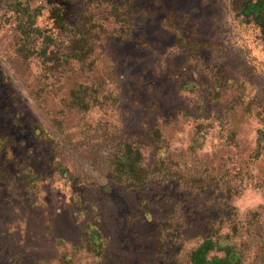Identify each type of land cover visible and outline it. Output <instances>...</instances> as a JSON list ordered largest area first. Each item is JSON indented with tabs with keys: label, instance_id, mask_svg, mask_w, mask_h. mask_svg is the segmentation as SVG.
<instances>
[{
	"label": "rangeland",
	"instance_id": "374dc122",
	"mask_svg": "<svg viewBox=\"0 0 264 264\" xmlns=\"http://www.w3.org/2000/svg\"><path fill=\"white\" fill-rule=\"evenodd\" d=\"M243 1L0 0V264H264Z\"/></svg>",
	"mask_w": 264,
	"mask_h": 264
},
{
	"label": "trees",
	"instance_id": "16d2710c",
	"mask_svg": "<svg viewBox=\"0 0 264 264\" xmlns=\"http://www.w3.org/2000/svg\"><path fill=\"white\" fill-rule=\"evenodd\" d=\"M242 16L244 20L249 19L256 25L260 27L262 30V40L264 42V0H257V1H243L242 2ZM246 18V19H245ZM101 236L100 234H97ZM196 252H193L191 257L194 262L191 264H213L215 259L217 258L216 255L211 256L210 258L199 257L196 256Z\"/></svg>",
	"mask_w": 264,
	"mask_h": 264
}]
</instances>
